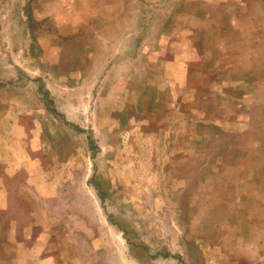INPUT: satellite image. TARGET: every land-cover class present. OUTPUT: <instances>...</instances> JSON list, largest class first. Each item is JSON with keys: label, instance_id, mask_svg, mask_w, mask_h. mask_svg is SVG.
I'll return each mask as SVG.
<instances>
[{"label": "rangeland", "instance_id": "374dc122", "mask_svg": "<svg viewBox=\"0 0 264 264\" xmlns=\"http://www.w3.org/2000/svg\"><path fill=\"white\" fill-rule=\"evenodd\" d=\"M0 264H264V0H0Z\"/></svg>", "mask_w": 264, "mask_h": 264}, {"label": "crops", "instance_id": "0c3cea01", "mask_svg": "<svg viewBox=\"0 0 264 264\" xmlns=\"http://www.w3.org/2000/svg\"><path fill=\"white\" fill-rule=\"evenodd\" d=\"M27 232H28V229H25ZM7 232H8V230H7ZM17 243H23V245H25V239H21L20 241H16ZM20 255H21V250H20V253H19ZM52 255V254H51ZM22 256V255H21Z\"/></svg>", "mask_w": 264, "mask_h": 264}]
</instances>
